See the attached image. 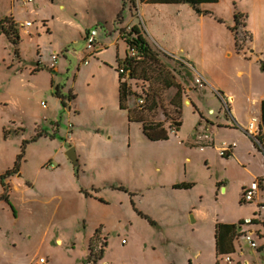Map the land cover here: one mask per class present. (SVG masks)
Returning <instances> with one entry per match:
<instances>
[{"label":"rangeland","instance_id":"rangeland-1","mask_svg":"<svg viewBox=\"0 0 264 264\" xmlns=\"http://www.w3.org/2000/svg\"><path fill=\"white\" fill-rule=\"evenodd\" d=\"M20 3L26 7L31 26L16 22L11 13L15 5L12 9L20 16ZM126 4L127 0H34L27 5L24 0H0V171L8 166L0 194L10 201L0 199V264H74L65 246L75 247V243L71 256L81 259L78 264H218L215 224L233 221L239 225L241 220L255 218L261 210L259 202H242L241 196L243 185L256 176L264 177V153L254 151L240 131L217 127L216 123L213 132L210 124L204 131L212 139L201 138L204 134L197 129L205 122L200 120L196 125L201 113L187 102L188 97L196 98L204 114L221 124L229 119L228 111L207 83L221 88L226 83L243 90V84L252 79L255 90L264 92V61L248 62V48L237 54L225 18L230 2H222V22L214 15L176 13L144 4L138 13L131 9L132 18L125 10ZM100 17L104 18L102 23L94 22L103 28L100 37L103 31L106 36L121 30L129 32L132 24L143 29L145 21V28L160 45L166 41L181 51L177 57L185 63L153 49L160 68L183 89L182 120L173 121L183 122L180 130L172 132L171 119L164 114L175 89L158 85V72L152 69L151 89L160 94V106L152 117L142 114L146 119L163 122L168 140H149L139 123H129L127 110L100 108V82H85L83 89L77 83L73 97V82H69L57 95L55 89L61 86L52 89L47 69L32 71L40 60L37 50L46 61L55 48L59 49V60L65 57L68 68L69 64L76 66L77 54L85 48L80 31ZM4 18L16 23L20 35L17 43L1 30ZM171 28L175 29L173 33ZM260 42L264 59V39ZM97 49L98 41L94 51ZM188 60L193 68L186 65ZM38 64L42 66L40 61ZM237 71H243V75ZM59 76L63 85L66 77ZM129 85L133 93L143 91L140 82ZM221 88L218 91L223 92ZM129 100L134 108L137 99L130 96ZM170 114L175 117L176 108ZM248 132L261 152L264 147L256 139L259 131ZM223 141L235 142L231 158L219 151ZM71 147L76 149L77 166L66 155ZM62 164L66 169L58 175ZM44 171L50 176L45 180L48 190L55 187L50 195L57 193L43 205L39 177ZM221 177L226 190L215 184V179ZM176 182L195 185L173 189L171 185ZM148 216L157 222H151ZM50 218L54 226L46 224ZM98 228L103 258L86 259L89 233L94 235ZM242 228L264 234L261 223ZM59 232L65 244L53 246L57 245ZM253 237L259 245L264 243L256 233ZM240 243L244 248L242 238ZM235 258L251 260L254 254L236 253Z\"/></svg>","mask_w":264,"mask_h":264},{"label":"crops","instance_id":"crops-1","mask_svg":"<svg viewBox=\"0 0 264 264\" xmlns=\"http://www.w3.org/2000/svg\"><path fill=\"white\" fill-rule=\"evenodd\" d=\"M52 1H54V0H52ZM223 1L224 0H218L216 2L198 3L197 8L201 9V11H202L201 14H198L196 12L195 7L193 5H191L190 3H185V2H140V0H135V1L127 0L125 10L130 15H131V9H134L138 13V8H141V5L144 4V5L152 7L153 9H159V10H163L164 8L165 9H172L176 13H182L183 11H188L191 14L195 13L198 16L214 15L215 18H219L218 19L219 22H222L221 16H223V15H222L221 5H222ZM227 1L230 2V11L227 10L228 15L225 16L226 23L228 24V26L231 29V26L234 24L235 13L239 12L240 14L244 15V20H243L244 28L246 29V31L251 36L250 41L248 42V44L245 47V48L251 49L250 57L247 60H249L248 62H250L252 64H254V62H257L259 64L260 61H264V59H262L263 54L261 53L263 48L261 47V42H260V38L264 39V0H227ZM24 2H25V4L29 5L31 2H34V0L31 2H27L26 0H24ZM58 4H59V2H58ZM60 4H61L60 6L64 7V5L62 3H60ZM18 7L19 8H17V10L20 13L19 17H17L14 13L15 12L14 9H16L15 5H13V7H12L14 9L11 8V13H12L13 17L15 18V21L20 23V24L21 23L23 24V23L29 21V19L27 17V13H25L26 7L24 5H22L21 3L18 5ZM158 13L161 15V13L159 11H158ZM153 14H155V13H153ZM131 17L133 18L134 16L131 15ZM103 21H104L103 17L97 18L93 22L85 25L81 29L79 36L81 37L82 41L85 44V35H86L87 31L90 28H97V30H98V36H97L98 49L95 52H93L91 55L89 54L88 51L85 50V48L82 51H80L77 54V65L76 66L70 67V64H69V68H68V63H67L65 57L63 60H59L60 58H59L58 53H57V52H59L58 51L59 49L55 48L53 51V54L51 55V58L49 60H46V61L41 59V58H43V55H40V51L37 50V55L39 56L40 60L37 59V64H36V66H34L32 71L36 69L35 72H38L40 70H44V69L46 70L47 69L49 82H51L53 84V85H51L52 89L56 88L58 86L59 87L61 86V88H59L57 90L55 89V93L57 95L61 94L62 89L66 88V86L69 84V82H73V84L71 85L72 86L71 90H70V93H72V97L75 94L74 91H75V86L77 83H79L80 88L83 89L85 82H88L89 85L93 84V82H95V85L97 84V82H100L102 84V90H100V102H101L102 107H100V108L108 107V108L114 109V111H116V112H122V111H126V110L121 109L119 106V81H120L119 68H120V66L123 65L124 59L126 58L128 52H129V46H128V43L126 42L125 38H124V35H123L124 32L122 30L118 31L117 34L113 33L110 36H106L104 34V31H103L102 36L100 37V35H101L100 29H103V28L102 27L100 28V26H98L97 24H94V22L102 23ZM31 25L32 24H30V26ZM132 25H136V24H132ZM144 25H146L145 21H144V24L142 22V26H143L142 32H143V36L147 40L150 47L152 49H156L158 51L165 52L169 56L171 55L172 57L177 59L178 58L177 55H179L181 51L175 50L174 47H170L166 41H162V43L160 45L158 43V41L155 39L154 35L152 33H150L149 29L145 28ZM174 31H175V29H173V28L170 29V32L173 33ZM231 32H232V30H231ZM157 37H160V36L157 35ZM121 48H122V53H120ZM235 52H236V50H235ZM188 54H189V56H191L190 53H188ZM237 54H239V52H237ZM232 55H233V53L230 52L229 56H232ZM85 60L88 61L87 64H85ZM178 60H180V59L178 58ZM39 61H40V63H42V66H38ZM181 62H183V61H181ZM183 63H185V62H183ZM186 65L189 67V65H191V62L188 60ZM250 65L251 64H249V66ZM192 68H193V66H192ZM67 73H70V75L66 76ZM129 73L130 72H128V75H129ZM237 73L242 74L243 71H237ZM59 75H64L66 77V81L63 85H61L59 83V82H62V78ZM248 75H250V71H249ZM249 78L250 79L252 78L251 75L249 76ZM132 81H134V80H132ZM54 84H55V86H54ZM207 84H209V88L211 89V91L213 93H215L217 95V97H219L220 100H222L224 102L226 109L228 111V116H229L228 118L229 119H227L226 122L223 121L221 124L217 123L215 120L211 121V119L208 118V116L206 114H204V111L201 109V107L198 103V100L196 98L193 99L192 97H188L189 99L187 98V102H190L192 105H194V108L196 109V111L200 112L201 116H202V117L200 116L198 118L196 125L199 123L200 120L205 122V123L199 125V128L197 129V130H200L199 133H204V131H206L208 129V124H210V128H209L210 131L213 132V130L216 129V126L214 125V123H216L217 127L218 126H224V127H229L230 129H234V131H238V132L240 131L239 132L240 135L243 137L244 140H246L250 143V145L254 151L258 150L256 152H259V153L263 152L264 153L263 149L260 152L259 148H256V144H255L256 141H255L254 137L250 135V133L248 132V129H247V123L251 117H257L259 119L261 117V103H262V100H264V92L255 90L256 85L254 84V82H252V79H251V82H245L243 84V90L234 89L233 86H229L226 83H225V85L222 86V88L213 82H209ZM172 88H173V90L174 89L175 90L173 91V94H171V97L169 98L170 99L169 105L172 108L170 106L168 107L169 108L167 111L168 112V119H170V116L172 115V114H170V112L174 111L175 108L178 107L180 112H181L180 116H181V120H182L183 106L182 105L176 106L171 102L172 98L176 95L178 89L176 87H172ZM219 88H221L223 90V92L218 91ZM181 90L182 91H181V98L180 99L182 100V103H183L185 98L183 99V96H182L183 95V89H181ZM184 95H185V93H184ZM76 97H77V95H76ZM127 105L129 108H131V102L129 99L127 101ZM172 109H174V110H172ZM214 112H215V110H214ZM126 117L128 120L127 111H126ZM216 119H220V118L218 116H216ZM158 122H161V121H158ZM129 123H134V121H129ZM137 123H139V122H137ZM182 123L183 122H181L180 126H182ZM139 124H140L141 129H142L141 123H139ZM180 128L181 127L178 128L177 132L180 130ZM96 129L98 131H100V129H98V128H96ZM4 132L5 131L3 128L2 129V138L5 140L6 137H4ZM142 132H143V130H142ZM177 132H176V134H177ZM195 132H196V130H195ZM168 138H169V135H168ZM210 139H212V137H210ZM164 140L165 139L155 140V141L151 140V141L157 142V141H164ZM166 140H168V139H166ZM212 142H214V141L212 140ZM188 143H190V142H188ZM231 153H229L230 155L228 157H225V158H231L232 155L235 154V148H234V150L232 149ZM63 164H65V163H63ZM63 164L61 166H59L57 169L58 175H61L62 171L66 169L65 165H63ZM78 164H79V160H78ZM7 168H8V166L5 169H2L0 171V188H2V189H3L2 178L6 174V172L8 171ZM58 175H56V176H58ZM36 176H39L38 173L36 174ZM49 177L50 176L45 171H44V175L42 177H39V183H40V186L42 187V188L40 187V189H41L42 195H43V200H42L43 205L46 202H49L52 198H54L56 196V193H57V191H55L54 192L55 194L50 195V192L52 190H55V187L52 190H48V187H47L45 180H47ZM255 179H264V177L263 176H256V177H254V179L252 181H254ZM215 180H216V182H215L216 186L226 190V182L223 181L222 177L216 178ZM175 184H178V182L173 183L171 185L173 189H190L191 188V187L190 188H176V187H174ZM194 185L195 184L193 183L192 187ZM245 185H247V184H245ZM245 185H243V186H245ZM78 192H80V191H78ZM80 193H82V192H80ZM263 193H264V186H262L260 188V190L257 192L253 202H257V203L258 202H264V197L262 196ZM82 194L86 197H91V195H88L87 193H82ZM0 199H4V201L7 202L6 199H9V198H8V196H5V194L4 195L0 194ZM99 199L104 201L102 198H99ZM15 213H16V211L14 212V214ZM191 216L193 217V214H191ZM148 217L150 218L151 222H153V223L157 222L152 217H150V216H148ZM193 219H194V217H193ZM243 221L244 220H241V222H243ZM48 222L49 223H46L47 225L51 224L54 226V224L52 222V218H50ZM217 223H222V222H217ZM223 223L235 224L233 221H227V222H223ZM216 224H215L214 231H213L215 252H216V237H215ZM236 226H237L236 230L241 231V228L239 227V225L236 224ZM95 228H94V230H95ZM58 235H60V237L56 240V243L60 239L61 240L60 245H64L65 243H63V238H62L63 235H61L60 232ZM93 236L94 235H92V232H90L89 237H88V245L86 246L87 247V254L85 255L86 259L89 258V255H90V249L89 248H90V243H91V239L93 238ZM241 238L243 239L241 234L238 235L236 233V235L233 239V242H232L233 252H231L230 254H232L233 259H234L236 264H241V262H243L245 260V258H242V259L235 258L236 253H239L240 255L247 253V252H244L247 249L246 243L243 240L245 243V247L242 248V244L240 243ZM99 239H101V238H99ZM60 245L57 244V245H53V246H60ZM83 245L85 246V243H83ZM49 247L53 248L52 245H50ZM262 247L263 248H261L259 251H257L254 254V259H251V260L248 259L250 262L252 261L253 264H264V246H262ZM54 248L56 249V247H54ZM75 248H76V243H75V247H67V245L65 246L66 252L69 255V259L72 260L71 262H73L74 264H78V262L81 259L72 258V256H71V253L73 252V250ZM216 256L218 257L217 252H216ZM102 258H103V256H102Z\"/></svg>","mask_w":264,"mask_h":264},{"label":"trees","instance_id":"trees-1","mask_svg":"<svg viewBox=\"0 0 264 264\" xmlns=\"http://www.w3.org/2000/svg\"><path fill=\"white\" fill-rule=\"evenodd\" d=\"M135 1V0H131ZM218 0H140V2H185L190 3L195 7V10L198 14H201V9L197 8V4L201 2H216ZM244 15L240 14L239 12H236L234 15V24L231 26V30L234 36L235 46L237 52H240L241 47L238 44L237 36L235 34L236 27L239 25L243 19ZM1 30L3 33H5L9 38L12 37L14 39V43H17L20 35L19 30L17 28L16 23L11 20L10 18H4L3 22L1 23ZM142 28H140L137 25H132L129 32H124V38L126 42L128 43L129 48H134L138 53L141 54L140 60L133 59L132 57L127 54L126 58L124 59L123 65H125L126 69L130 72L128 76H123L122 74H119L120 81H119V106L121 109H125L128 111V120L139 122L142 125L143 133L150 139V140H162V139H168L167 131L164 128V125L162 122H156L153 120V118L150 120L147 118H144L142 115L143 113L151 114V117L153 116L154 112L158 109L159 101L161 99V96L159 93L155 92L154 89H151L153 86L152 82H150V76L151 73H153L152 70L155 72H158V81L161 87L163 88H170V87H176L177 93L172 98L171 102L174 105H182L181 98V86L179 83L173 81L172 79L167 77V74H165L164 70L160 68L159 63L160 59L157 56V53L150 47L147 40L143 36ZM149 63V64H148ZM262 69H264V62L261 64ZM124 77V78H122ZM156 78V76L154 77ZM132 80H136L137 82H140L142 85V88H145L143 86H148L143 91V95L145 97V104L143 106L135 105L134 108H129L127 105V101L130 98V96L135 97L138 99L141 94L133 93L130 88V82ZM177 114L172 117H170L171 124H174L175 126L179 127L181 125V120L178 122H173V119H181V112L178 107H176ZM141 114V115H140ZM165 115H168V112L165 113ZM168 117V116H167ZM169 120V119H168ZM4 137H6V134L4 132ZM256 139L263 145L264 147V100H262L261 103V117H260V124H259V133L256 136ZM256 148H259L257 143ZM230 154L227 153L223 156L228 157ZM193 183H178L175 184L174 187L176 188H190L192 187ZM9 203V199H6ZM11 204V203H10ZM237 226L236 224H227V223H217L216 224V231H215V237H216V252L219 255L224 253H231L233 252V246L232 242L233 239L237 233L236 230ZM99 228L96 229L93 238L91 239L90 243V255L89 257L93 260L100 259L103 256V249L97 251L95 249L96 243L99 239ZM239 233L238 235H240ZM97 240V241H96ZM105 244V243H104Z\"/></svg>","mask_w":264,"mask_h":264},{"label":"built area","instance_id":"built-area-1","mask_svg":"<svg viewBox=\"0 0 264 264\" xmlns=\"http://www.w3.org/2000/svg\"><path fill=\"white\" fill-rule=\"evenodd\" d=\"M26 1L31 2L33 0H26ZM30 24H31L30 21L25 22L26 26H28ZM235 34L237 36L238 44L241 47L240 51H242L245 49L246 45L248 44V42L251 39L250 34L244 28V22L243 21H241V23L239 25H237ZM97 36H98L97 28H90L85 35V49H87V51L89 52L90 55L93 52H95L94 49H95V44L97 42ZM128 55L130 56V58L132 57L133 59H140L142 57L141 54L138 53L136 51V49H134V48H129ZM87 63H88V61L85 60V64H87ZM119 72L123 76H128L129 71L126 69L125 65H122L119 68ZM134 81H136V80H134ZM196 83L201 84V86L204 85L203 82H196ZM147 86H148V84H147ZM146 87L145 88L141 87V88L144 91V89H146ZM143 91L140 93L142 96H140L137 99V105L138 106H143L145 104V97L143 95ZM41 105L43 107H45L46 103L41 102ZM259 123H260L259 118L251 117L247 123L248 131H251L252 133L257 134L259 131ZM69 126H71V125H69ZM169 126H170L171 131L176 133V130H178L177 129L178 127L171 124V123H169ZM203 134L204 135L201 136V138L204 137V138L210 139V135H206L205 133H203ZM234 146H235V142L223 141L222 146L220 147L219 151H220L221 155L223 156L228 151H231L230 149H232V147H234ZM262 186H264V179H255L254 181H251L249 184L243 186V188H242L243 194L241 196V201L242 202L254 201L257 192L260 190V188ZM258 205L261 208L258 215L255 218H248V219L244 220L241 224H239L241 231H237V234L241 233V236L243 237V240L246 243L247 249L244 252L253 253V254H255L257 251H259L261 248H263L262 246H264V243L261 245H259L257 243V241L253 237L254 233H256L258 235V237L263 238V239H264V234H262L260 231L259 232H253L251 230H246V229L244 230L242 228V226L243 225L256 224V223H261L264 226V202H259ZM96 244H97V246L95 247V249L97 251L103 249V243H102V241H100V239L98 240V242ZM40 262H45V259L40 258ZM218 264H236V263L233 259L232 254L225 253V254H221L218 256ZM241 264H250V261L245 258V260L243 262H241Z\"/></svg>","mask_w":264,"mask_h":264},{"label":"water","instance_id":"water-1","mask_svg":"<svg viewBox=\"0 0 264 264\" xmlns=\"http://www.w3.org/2000/svg\"><path fill=\"white\" fill-rule=\"evenodd\" d=\"M264 150V148H262ZM67 157L70 161H72L74 166L78 165V156L76 153V149L74 147H71L66 152ZM191 220L194 221L193 217L191 216Z\"/></svg>","mask_w":264,"mask_h":264},{"label":"bare ground","instance_id":"bare-ground-1","mask_svg":"<svg viewBox=\"0 0 264 264\" xmlns=\"http://www.w3.org/2000/svg\"><path fill=\"white\" fill-rule=\"evenodd\" d=\"M57 244H58V245H60V244H61V240H60V239L57 241Z\"/></svg>","mask_w":264,"mask_h":264}]
</instances>
